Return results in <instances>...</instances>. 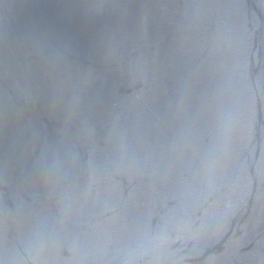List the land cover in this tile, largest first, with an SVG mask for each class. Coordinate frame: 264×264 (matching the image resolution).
I'll return each instance as SVG.
<instances>
[{
    "label": "water",
    "instance_id": "1",
    "mask_svg": "<svg viewBox=\"0 0 264 264\" xmlns=\"http://www.w3.org/2000/svg\"><path fill=\"white\" fill-rule=\"evenodd\" d=\"M0 264H264V0H0Z\"/></svg>",
    "mask_w": 264,
    "mask_h": 264
}]
</instances>
